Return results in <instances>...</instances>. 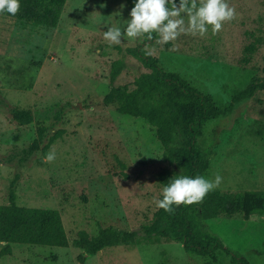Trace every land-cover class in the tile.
Segmentation results:
<instances>
[{
	"label": "rangeland",
	"instance_id": "374dc122",
	"mask_svg": "<svg viewBox=\"0 0 264 264\" xmlns=\"http://www.w3.org/2000/svg\"><path fill=\"white\" fill-rule=\"evenodd\" d=\"M231 4L237 18L220 33L182 35L163 46L156 39H126L120 45L104 40L108 27L126 25L128 0H34L25 20L0 15V98L34 117L19 125L0 107V204L7 202L10 180L19 170L18 204L56 209L70 241L67 247L13 243L0 264L230 263L224 251L189 256L179 243L141 233L162 190L157 181L165 166L162 147L145 120L117 113L103 96L111 86L112 61L121 62L114 86L132 88L134 77L149 71L134 55L138 49L218 107L264 79V0ZM255 40L250 61L243 63L244 47ZM39 127L45 128L39 149L18 167V153L37 138ZM196 141L212 153L203 176L223 177L217 190H264V90L206 122ZM50 150L56 153L51 163L44 159ZM205 224L247 264H264L263 217H217ZM108 226L138 234L133 243L92 255L71 245L79 231L92 236Z\"/></svg>",
	"mask_w": 264,
	"mask_h": 264
},
{
	"label": "trees",
	"instance_id": "16d2710c",
	"mask_svg": "<svg viewBox=\"0 0 264 264\" xmlns=\"http://www.w3.org/2000/svg\"><path fill=\"white\" fill-rule=\"evenodd\" d=\"M19 2L20 11L14 18L25 20L34 0ZM128 5L133 7L132 0H128ZM154 39L155 35L152 40L145 38L144 41ZM256 42L257 40L244 47L243 63L250 61ZM134 55L149 71L135 76L131 83L132 88L128 85L114 86L113 83L121 72V62L112 61L108 74L111 86L103 96V103L113 105L119 114L143 119L153 128L155 139L162 147L161 156L165 163L157 175L161 188L173 175H203L209 169L212 153L210 150L203 151L196 141L202 135V127L206 122L230 113L234 104L252 97L257 90H264V79H256L234 94L228 104L218 107L209 96L191 86L178 73L164 71L158 60L146 50L138 49ZM0 107L19 125H28L34 119L29 110L13 107L2 98ZM44 131V127H39L37 138L18 153V167L39 149ZM20 178L21 172L15 171L9 183L7 202L0 204V240L7 242L0 249V256L10 255V244L13 243L69 246L70 241L56 209L18 204L16 190ZM235 215H240L245 220L253 216L264 219V190L231 193L214 189L200 203L174 206L172 212L157 208L149 222L141 225L140 231L147 238H164L181 244L189 256H206L221 250L229 255V264H247L246 258L230 251L217 235L206 229V220ZM137 234V231L108 226L100 228L92 236L85 231H79L71 240V245L92 255L105 247L133 243Z\"/></svg>",
	"mask_w": 264,
	"mask_h": 264
},
{
	"label": "clouds",
	"instance_id": "9594fccd",
	"mask_svg": "<svg viewBox=\"0 0 264 264\" xmlns=\"http://www.w3.org/2000/svg\"><path fill=\"white\" fill-rule=\"evenodd\" d=\"M123 30L108 27L104 40L120 45L125 40H152L167 45L182 35L204 37L220 33L226 23L237 18V10L231 0H132ZM20 11L19 0H0V15L15 17ZM44 159L51 163L56 153L49 151ZM223 177L213 179L203 175H173L162 187L160 197L154 201L158 209L172 212L174 206L192 205L203 201L207 194L218 188ZM0 240V247L6 244Z\"/></svg>",
	"mask_w": 264,
	"mask_h": 264
}]
</instances>
